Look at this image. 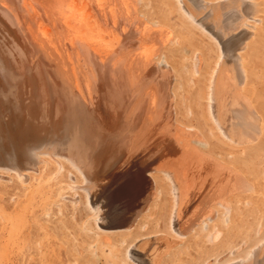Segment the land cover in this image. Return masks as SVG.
Instances as JSON below:
<instances>
[{"label": "bare ground", "instance_id": "bare-ground-1", "mask_svg": "<svg viewBox=\"0 0 264 264\" xmlns=\"http://www.w3.org/2000/svg\"><path fill=\"white\" fill-rule=\"evenodd\" d=\"M15 179L91 211L72 264H264V0H0Z\"/></svg>", "mask_w": 264, "mask_h": 264}, {"label": "rangeland", "instance_id": "rangeland-1", "mask_svg": "<svg viewBox=\"0 0 264 264\" xmlns=\"http://www.w3.org/2000/svg\"><path fill=\"white\" fill-rule=\"evenodd\" d=\"M31 188L27 189L19 184L17 179L13 183H0V194L4 197L0 198V264H72L77 259L76 249L85 246L87 240L85 233L93 225V214L79 203L80 206L73 205L74 207L70 204L59 207L54 201L50 207L47 204L37 203L36 193ZM77 210L83 212L81 218H76ZM14 211L17 213L14 214ZM125 258L129 264L134 263L130 255L127 254ZM88 261V264H97L93 254H90Z\"/></svg>", "mask_w": 264, "mask_h": 264}]
</instances>
